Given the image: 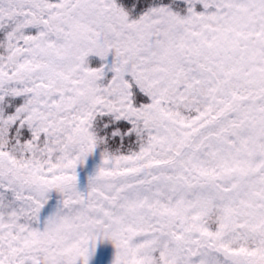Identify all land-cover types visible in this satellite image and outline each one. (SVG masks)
Wrapping results in <instances>:
<instances>
[{"label": "snow or ice", "instance_id": "obj_1", "mask_svg": "<svg viewBox=\"0 0 264 264\" xmlns=\"http://www.w3.org/2000/svg\"><path fill=\"white\" fill-rule=\"evenodd\" d=\"M0 264H264V0H0Z\"/></svg>", "mask_w": 264, "mask_h": 264}]
</instances>
